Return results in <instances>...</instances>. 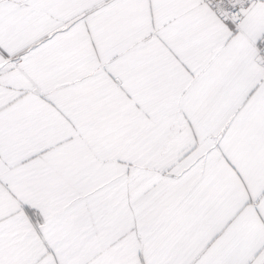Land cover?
<instances>
[{
	"label": "snow or ice",
	"instance_id": "snow-or-ice-1",
	"mask_svg": "<svg viewBox=\"0 0 264 264\" xmlns=\"http://www.w3.org/2000/svg\"><path fill=\"white\" fill-rule=\"evenodd\" d=\"M0 264H264V0H0Z\"/></svg>",
	"mask_w": 264,
	"mask_h": 264
}]
</instances>
